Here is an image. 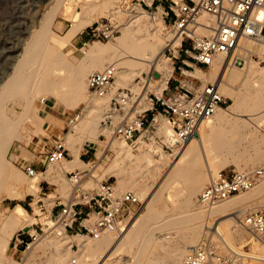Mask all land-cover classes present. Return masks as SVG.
Masks as SVG:
<instances>
[{
    "label": "rangeland",
    "instance_id": "1",
    "mask_svg": "<svg viewBox=\"0 0 264 264\" xmlns=\"http://www.w3.org/2000/svg\"><path fill=\"white\" fill-rule=\"evenodd\" d=\"M83 1V0H80ZM88 1L91 5H83L82 7L78 6L76 0H64V4L66 8L62 9L61 12L54 18L51 22L50 30L55 37H63L65 32L68 30L74 31L72 36L70 37V42L72 45V52L70 56H74L76 58H80L83 56L80 50L79 37L75 36L81 30L87 31V27L96 20L101 19H109L112 21L117 27V34L114 39L109 41L104 40H93V43H88L85 45L83 49H88L93 44L100 45L102 47L108 48L111 52L118 58L123 60H127L128 62L134 61V58L130 57V51L128 49V45L131 42V38L122 37L119 41H117V37L120 35L119 27L120 25H124L130 23V28H128V35L132 37L134 36L135 30L133 27H138L140 33L137 35H144L149 33L150 31H155L156 27V18H160V39L158 41V47L156 46L155 52L156 55L163 54L164 58H168L171 65H179L180 62L178 59L172 57L173 53L175 54L176 45H171L170 41L172 40V36L176 35L175 30L171 27L172 15L171 12L169 14L168 19L162 20V7L159 6V1L156 0H144L147 4H145L142 0H84ZM56 0H0V86L6 81V79L10 76L13 71V67L20 60V58L25 55L24 50L27 45V41L30 36L37 32L40 29V25L45 19L44 17L48 12L52 10V7L55 6ZM169 4V0H162L161 5L164 7V10L167 9ZM70 5V6H68ZM120 7H119V6ZM80 7V8H79ZM116 9V11H115ZM112 10V11H111ZM114 11V13H112ZM118 11V12H117ZM121 11V12H120ZM110 12V13H109ZM116 13V14H115ZM113 14V15H112ZM112 16V17H111ZM135 16H140V19H135ZM157 16V17H155ZM135 17V18H134ZM203 22H211L208 20L207 16H203L200 18ZM205 20V21H204ZM153 21V23H152ZM145 24V25H144ZM144 28H143V27ZM200 31V29H199ZM199 32H197L198 34ZM201 34V33H199ZM75 36V37H74ZM149 38V36H148ZM126 40V41H125ZM125 43V44H124ZM127 44V45H126ZM253 49L258 54L256 58L252 59L248 66H250L253 70V74L257 77L258 83L262 86L261 97L264 102V81L259 77H264V45L252 44ZM169 47V49H167ZM117 53V54H116ZM181 53V52H180ZM23 54V55H22ZM27 56V54L25 55ZM182 57L183 54H182ZM82 65L84 64L83 62ZM110 62H106L102 68ZM81 65V66H82ZM127 68H130V65H122ZM247 67V66H246ZM96 69V70H101ZM240 67H230L229 69H234ZM131 69V68H130ZM203 72H210V68L207 69L205 67L201 68ZM92 70V71H96ZM226 70V71H227ZM92 71H88L85 76V84L86 77ZM225 71V72H226ZM204 73L203 84L208 80L209 82H217V78H210L208 74ZM224 72V75H225ZM240 72H243L240 71ZM144 79L141 80L139 76L135 75V81L138 82L135 88L130 87V83L126 82L125 86L116 85L113 83L114 87H127L132 89L137 94L135 99V103H133L128 115L131 117L135 115L133 110L135 108H139L141 106L140 99L144 96V101L146 103L145 108L151 107V101L149 100L152 93L156 95H160L162 90L166 87L168 79L173 75L179 79H181L177 73V71L172 73L168 77V79L161 80V75L158 72L152 71L151 76H149L148 72H143ZM139 78H137V77ZM223 77V75H222ZM148 79L150 83V87H144V83L146 79ZM160 78V79H159ZM157 82H155L156 80ZM254 77L250 76L246 79L244 83L238 85V93L241 94L242 102L240 105L234 106V109H228V111L222 113L228 117V119H224L220 123L217 124L218 133L225 137V144H220L215 135L210 132L208 122H205L201 125L200 130L206 132L207 140L204 142V150L199 153V164L201 165L200 171L204 174V179L202 180V184L198 192L192 198V204L194 207L192 209H199L198 204L196 203V198L198 194L201 192L203 187L209 181V175L206 164L210 165V172L214 175L219 170L229 171L231 169H235L237 171L243 170H251L255 167L261 165L264 162V110L262 108L256 109L254 107L256 100V90L257 87L253 85ZM195 87L199 84V81L192 79ZM176 83L173 80V77L170 78L168 85H170V89L172 90V86ZM162 85V86H161ZM87 86V85H86ZM59 91L55 93V95L51 94H43L42 92L36 91L34 97L32 99V105L36 109L37 114V122L30 121H22L19 125V132L21 138L20 139H12L4 153L5 162L8 165V169L3 177L0 178V264H24L30 253L34 250V248L45 238L52 240L53 242H62V245H67L69 247L68 253V263L67 264H76L73 263L72 260H76L78 262V257L75 252L78 250V245L80 242L86 241L85 237H82L79 234H75L74 232H67L62 235H54L50 234L56 233V228L59 227L58 224L54 221V217L52 219V228L47 224L42 225L43 222H47L49 209L54 200L57 197V194L60 196L62 201H66L69 192L70 186L65 177V171H71L73 169H78L80 171L87 170L88 174L91 175L86 180L87 184H92L94 181H100L102 179L109 178L110 181H114L115 190L120 193L125 190H131L135 192L137 190L136 186L130 188H122L121 186L115 184L116 178L110 173L108 170V166L110 161L113 160L114 153L111 150H106L105 155L100 158V148L107 144L112 138H108L106 140H102L103 138H99L101 134L100 121L107 109L109 96L104 98L92 97L89 96L88 91L82 92L85 100L94 101L98 100V105L100 109L95 112L90 123L81 124L79 130L76 132L72 131V126L67 124L68 117L80 111L85 110L84 102H80L77 106L68 105L64 99L63 95L68 92L66 86L62 85L60 88H57ZM160 89V90H159ZM159 90V91H158ZM219 91L222 93L223 90L219 88ZM144 92V93H143ZM37 93V95H36ZM39 94V95H38ZM145 94V95H144ZM223 94V93H222ZM147 95V96H146ZM165 95V92L163 93ZM224 95V94H223ZM228 97L227 95H224ZM45 97V98H44ZM44 98V99H43ZM139 98V99H138ZM229 98V97H228ZM10 102V103H9ZM232 103L229 98L228 105L230 106ZM5 107L16 108L17 111L20 110V105H18L17 99H7L5 101ZM15 104V105H13ZM17 105V106H16ZM228 106V107H229ZM18 107V108H17ZM142 107V106H141ZM143 107V109H145ZM159 108H157L158 110ZM230 111L233 114H230ZM153 113L156 114V126L157 122H161L162 126H167V120L161 114H157V111L153 110ZM151 112L146 113V118L150 121ZM245 117L250 118L251 121V129L253 131L254 136L256 137L257 143H255V147L248 148L245 151H238L239 149V139L234 134L233 124L242 122ZM213 116L210 118L212 119ZM214 120V118H213ZM164 121V122H163ZM208 123V124H206ZM255 124V125H254ZM162 129L159 130L161 133ZM159 133V134H160ZM30 134V135H29ZM77 136L79 141L74 143L68 142V137ZM161 135V134H160ZM28 136V139L26 138ZM197 137V135H195ZM162 137V136H161ZM37 138H41L43 141H49V143L57 140L64 139L69 155H71L72 150H76L78 152V156L80 151L82 150L84 142L92 146L90 149L92 152H95V158L92 159L89 163L83 165H71L66 163L71 159L70 156H66V160L61 161L60 163L52 164L47 166V171L42 174H38L37 177V190L33 192L29 188L30 182L33 178L27 177L9 158V150L13 147L16 142L22 143L21 156L29 157L31 155L30 146L26 147V145L32 140L35 141ZM114 140V139H113ZM67 141V142H66ZM117 141V140H116ZM90 142V143H88ZM227 142V145H226ZM31 145V143H30ZM124 145L129 146L130 148L138 149L135 151V154H138V159L134 161H129V159H125L123 161H119L117 165L118 168H124L125 173L123 174L126 179H140L144 182V191L148 194L157 191V189L162 188L161 194V203L163 205V210L165 212L169 211V213L165 216L167 217L170 214H180L182 215V210L180 209V202L183 199V196L187 189V184L184 180V176H173L168 178L167 176L173 170V168L181 166V164H177V160L179 158V154L173 153V151H167L163 149L159 142H153L151 144L144 141H135V142H124ZM138 145V147H136ZM229 145V147H228ZM175 146V145H173ZM238 146V147H237ZM87 147V146H85ZM252 149V150H251ZM173 150V149H172ZM160 152H164V156H167L164 159H161V163L159 160ZM240 152V156L239 155ZM244 153V154H243ZM250 153V154H249ZM203 154L206 155V159L203 158ZM255 155V156H254ZM258 157L256 161H245V158L249 157ZM237 159H236V158ZM134 158V157H133ZM142 158V159H141ZM188 157H185L183 161L186 162ZM180 159V160H182ZM244 160V161H243ZM95 161L92 165V162ZM244 163V164H243ZM68 165V166H67ZM184 165V163H183ZM69 168V169H68ZM43 170V168L38 167V171ZM12 175V176H11ZM14 175V176H13ZM7 177V178H6ZM47 181V182H45ZM262 184L261 189L258 188L256 190V185ZM2 186V187H1ZM156 188V189H155ZM30 189V190H29ZM260 189V190H259ZM47 193V196H44L43 193ZM36 194V195H35ZM250 197V200L242 205H239L234 210H229L222 214L217 212H207L204 207L201 212L200 218L196 221V225L198 227V235L194 242L189 243L185 246L184 253L182 258L186 254L188 248L192 245L197 244L202 238L207 236L208 234L215 231V228L218 229V232L223 234L228 243L237 247L238 249L243 250L247 253V262L249 264H264L263 261L256 260L251 258L250 255H254L252 252V243L250 240L246 239L248 235L238 236L236 234H232V228L234 226L238 227V230L248 232L254 238L253 233L248 231V229L240 223V219L244 212L248 210H252L259 207H264V178L260 179L249 191H245L243 193H237L235 195L230 196L229 198H236L238 196H247ZM41 199L38 203L37 200ZM140 199V198H139ZM43 202L46 211L40 210L39 205ZM18 206L21 208L23 212L27 215L28 218L35 219V223L30 224L28 227H32L34 231L30 229H26L24 237H27V232L34 233L35 229L39 233V237L35 240L34 243H31V248L26 250L25 252H17L16 254H12L11 246H4L6 241L11 240L13 235L21 228H19V220L16 219V223L13 222L12 226L10 225L6 231L2 228L4 221L8 216H10L12 210ZM147 208V209H146ZM208 208V207H205ZM149 208L146 207L142 200H140V204H138L131 218L127 222V228H123L121 232L122 235L126 233V231L130 228L131 224L139 217L146 216L148 214ZM50 211V210H49ZM48 218L47 220H43V218ZM164 217H160L157 221L161 222ZM170 218L167 219V221ZM18 221V222H17ZM43 221V222H42ZM34 224H37L36 226ZM42 225V230L39 229L40 225ZM187 224V223H186ZM166 224L162 225L156 235L152 236V239L146 244L145 253L149 256L154 253L156 248L155 244L159 243L163 246H169L170 241L176 240L179 238L180 234L184 232H190V229L187 228H167L165 229ZM27 227V228H28ZM164 227V229H162ZM24 231V230H23ZM229 235V238H227ZM159 236V237H158ZM122 237V236H121ZM88 238V237H87ZM256 238V237H255ZM257 239V238H256ZM258 242L264 246V243L258 240ZM80 245V257H83L90 253L89 250L84 249L82 251ZM4 249V250H3ZM86 250V251H85ZM135 246L126 247L122 246L120 249V254L117 258L113 259L110 257L104 264H113L116 261H119L121 264H130L132 252H134ZM129 251V252H128ZM157 252L159 250H156ZM65 253V250L62 251ZM41 255V257L36 258V261L40 264H47L49 253L46 255H42L39 251L37 255ZM48 256V257H47ZM148 257V256H147ZM180 259V261L182 260ZM105 260V259H104ZM102 260V261H104ZM18 261L20 263H18ZM95 263V261L91 262L93 264H102L103 262ZM83 264H90V262H83ZM113 262V263H112ZM125 262V263H124ZM139 264H156V259L148 257L142 258ZM180 264V262L178 263Z\"/></svg>",
    "mask_w": 264,
    "mask_h": 264
},
{
    "label": "built area",
    "instance_id": "2",
    "mask_svg": "<svg viewBox=\"0 0 264 264\" xmlns=\"http://www.w3.org/2000/svg\"><path fill=\"white\" fill-rule=\"evenodd\" d=\"M161 2L159 0L158 5L162 7L163 19H168L171 12V27L179 31L181 36L177 47L179 54L172 55L180 62L177 66L173 64V74L177 71L179 77L186 79V82L183 83L172 75L176 81L171 87L172 90L168 85L170 77L159 96L155 93L150 96L152 106L131 117L128 112L135 103L137 94L127 87H114L113 82L118 71L116 63H108L101 70L89 73L86 77L89 96H109L107 109L100 121L102 132L99 138L102 137V140L112 138L132 143L141 138L149 144L159 142L163 149L172 151L162 141L153 110L163 115L171 127L172 145L183 144L198 135L201 125L218 109L227 107L229 102V98L219 91L216 82L200 85V79L188 71L194 66L209 69L217 55L224 57V70L230 67L243 68L258 55L245 42L264 45V0H169L166 10ZM203 16H207L212 22L210 33L197 35L195 31L198 27L208 26L200 19ZM117 32L116 25L107 18L92 22L87 27L89 40L80 43L81 52L89 41H109L114 39ZM192 79L199 81L196 87ZM147 112H151L150 121L146 118ZM79 114L80 111L68 117L67 124L72 126L78 120ZM32 140L26 145L30 146L29 157L21 156L22 143L16 142L9 150L10 160L27 177H34L38 172L46 171L48 165L66 159L68 150L64 139L51 143L41 138ZM85 146L92 148L84 142L83 147ZM94 158L97 160L96 156ZM38 167L43 170L38 171ZM65 177L70 186L69 196L66 201H62L57 194L50 208V216L54 217V221L61 225L65 233L74 232L94 240L109 233H120L134 213L135 207L140 204L135 192L125 190L118 193L114 181L109 178L87 184L86 180L91 177L87 170L73 169L65 172ZM263 178L264 162L251 170L221 169L210 177L198 194L196 203L211 207L236 193L250 190ZM43 195L46 196L44 193ZM39 209L46 211L42 201ZM240 223L264 243V207L244 212ZM39 225L42 230V225ZM24 234L25 231L18 230L11 238L9 246L12 254L25 252L39 237L36 229L34 233L27 232V237ZM244 253L243 250L230 246L215 228L214 232L189 247L180 264H249L248 256ZM72 262L75 263L74 259Z\"/></svg>",
    "mask_w": 264,
    "mask_h": 264
},
{
    "label": "bare ground",
    "instance_id": "3",
    "mask_svg": "<svg viewBox=\"0 0 264 264\" xmlns=\"http://www.w3.org/2000/svg\"><path fill=\"white\" fill-rule=\"evenodd\" d=\"M76 3L80 7H82L83 5H87V6L90 5L88 1H84V0L83 1L76 0ZM64 8H66V5L64 4V0H56L55 6L52 7V10L48 12V14H46V16L44 17L45 19L41 23L40 29L37 32L33 33L30 36L29 40L27 41V45L24 50V54L25 55L27 54V56L24 55L23 58L21 57L20 60H18V62L13 67V71L10 74V76L0 86V178L2 177L1 179H3L5 173H7L6 171L9 170L8 165L5 162L4 153L12 139L14 138L20 139L22 136L20 135L19 132L20 123H22V121H30L33 123L37 122L36 109L32 105V99L36 91L42 92L45 95L51 94L54 96L55 93L59 91L57 88H60L62 85H64L67 87L68 92L63 95V99L68 105L77 106L80 102H84L85 110L79 114L78 120L72 126V131L76 132L77 135V131L79 130L80 125L81 124L83 125L84 123L85 124L90 123L93 116L95 115V112L100 109V106L98 105V100L100 99H95L94 101L91 102L85 100L84 96L82 95V92L84 93L88 91L86 86L87 84H85V76L88 71L100 69L106 62L116 63L118 67V71L116 73L113 83L116 85L125 86L126 82H129L131 84L130 87L132 88H135L137 85H139L138 82L135 81L134 78L135 75L139 76L140 79L143 80L144 79L143 72L145 73L148 72L149 76H151L152 71L158 72V74L161 75V80L168 79V77L173 73V65L170 64L168 58H164L163 54L156 55L155 52V48L158 45L159 39L161 38L159 34L161 29L160 27H162L160 26L161 23L160 18H156L157 22L156 24H154V26L156 27L155 31L153 32L150 31L149 33H146L144 35H140V34L137 35L138 32L140 33V30L138 27H133L134 28L133 30H135L133 32L135 34L134 36L132 35V37H130L128 35L129 33L128 28H130V23L124 24L122 26L120 25L119 27L120 35L117 37V41H119L122 37L131 38V42L128 45V49L130 51L129 56L134 58V61H130V62H128L127 60L121 61V59L116 57L111 52V50H109L108 48L106 49L105 47H102L97 44H93L88 49H83L82 52L83 56L80 58H76L74 56H70V53L73 50L70 42V37L72 36V33H74V31L68 30L65 32L64 36L60 38V37H55L50 30L51 22ZM112 13H114V11ZM135 17L134 18L137 20L140 19V16H135ZM204 23L208 26L198 27L195 31V34H197V32L201 33V34L198 33L197 35H204L210 33L209 27L211 26L212 22L205 21ZM175 33L176 35L172 36V40L170 41V44L171 45L177 44L175 47H178L181 40V36L179 35V31H175ZM88 43H93V41H89ZM88 43H86V46ZM248 43L251 42L246 41L245 45L253 48V45ZM223 59L224 57L222 55L215 56L213 64L210 66V72H209L210 74H208L209 77L212 79L217 78V82L216 81L215 82L218 84V88H221V90H223L222 93L224 95H227L232 101L231 105L230 106L228 105L229 107L227 106L225 108L218 109L212 115L214 120L213 118L209 119L210 132L213 135L216 134L215 137L220 144H225V137L223 135L221 136L218 133L217 124L223 121L224 119H228V117H226V115H224L222 111L226 112L228 111V109L233 110L234 106L241 104L242 96L240 93H238V85L244 83L246 79L250 76L254 77L253 85L257 87L256 97L258 99L256 100L254 107L256 109L262 108V111L264 110V102L261 97L262 86L258 83V80L256 79L257 77L253 74L254 72L252 68L247 64L243 68H236V70L234 69L227 70L228 69L227 68L226 71L222 66ZM80 62H83L84 64L82 65V63ZM128 64L130 65L131 69L122 66V65L127 66ZM242 70L243 72H240ZM189 72L197 75L202 80L205 75L204 72L199 68H196L194 72L192 71ZM259 78L264 81V77L261 76ZM148 79L149 78H147L144 83V87L146 88L150 87V83ZM155 82H157V80ZM7 99H17L18 105H20V110L17 111L16 108L12 106L11 108L5 107L4 103ZM140 103L142 107L139 106V108H135L133 110V113H137L143 110V107L144 108L146 107L144 96L140 99ZM230 114H233V112L230 111ZM161 122L160 123L159 121L157 122L158 125L157 127L158 130L162 129L160 133L162 136L161 137L162 141L173 149L172 151L174 154L175 153L179 154L177 164L182 163L181 166L173 168V170H171V172L167 177L170 178L175 175L184 176V180L187 184L186 192L183 196L182 201L180 202V209L183 211L182 215H180L181 213L180 214L177 213V214H170L167 217H165L169 213V211L165 212L163 210V205L161 203L162 188L161 190L157 189V191L148 194L143 189L144 182L142 180L136 178L126 179L124 177L123 174L125 173V170L124 168H118L119 166L117 165V163L125 159H129V161H134L135 159H138L140 155L135 154V151L138 149L130 148L129 146L124 145V142L111 139L107 144L103 145L100 148V153H101L100 158H102V156L105 155L107 149L111 150L114 153L113 160L110 161L108 170H110V173L116 178L115 184L121 186L122 188L126 187L127 189L136 186L137 190L135 191V194H137L140 200L143 201L144 205L149 208L148 214L146 216H139L131 224L130 228L126 231L124 235H122L123 232L117 234L109 233L103 235L101 238L97 240L91 239L89 237L88 238L85 237L86 241L84 240L83 242H80V244L78 245V250L75 252V254H77L78 257V262L74 260L76 264H83L80 262L82 260L83 262L89 261L90 264H93L91 262L95 261V263H99L100 261L105 259L104 261H102L103 262L102 264H104L107 260L110 259V257H112L113 259L117 258L118 255L121 253L120 249L122 248V246H126L129 248L132 247L133 245L135 246V250L134 252H132L131 257H133V260L131 259L130 264H139L142 258H148V257L156 259V264H178L184 253L185 246L196 240L198 235V227L195 223L200 218L204 206L198 205L199 209L198 208L197 210L192 209V207H194L192 204V198L194 197L196 192H198V189H200L202 180L204 179V174L202 173V171H200L201 165L199 164V153L201 151L203 153L204 142L207 140L206 132L200 130L199 128L197 137L193 136L183 144L173 146L172 129L169 125L168 127L162 126ZM251 123L254 122L251 121L250 118L245 117V119L242 122L240 123L235 122L232 126L234 127V134L239 139V144H238L239 147L237 146L239 148L237 149L238 151L242 152L247 150L248 148H253L255 147V143H257L258 141L251 129ZM100 131L102 132V129H100ZM76 135L73 137L67 136L68 142L71 144L76 141L80 142V140H78ZM26 138L28 139V136ZM135 141H143V140L141 138H138ZM136 147H138V145ZM71 153L73 155V159L68 160L66 162L70 164V166L73 164L74 165L86 164L79 158L78 152L76 150H72ZM166 156H164V152H160L159 154L160 163H161V159H164ZM238 156H240V152ZM185 157H188L186 162L185 161L181 162L183 161V159H185ZM203 158L206 159L205 154H203ZM257 159H258L257 156L256 157L252 156L251 158L249 157L245 158V161L247 162L249 161L250 163V161H256ZM206 166L210 178L212 176L210 172V165L207 163ZM70 168H72V166ZM39 173L42 174L44 173V171L38 172L34 177H32L33 180L29 184V188L33 190V192L38 191L36 176ZM255 187L256 190L258 188L261 189L262 184H257ZM239 193H243V192H239ZM249 200L250 197H248V195L238 196L236 198L228 197L211 207L208 208L204 207V209L210 213L217 212L219 214H222L229 210L236 209V207L247 203ZM50 208L47 209V212H49L48 217L50 219H48L47 217L43 218V220L48 219V221L47 222L42 221L43 222L42 225L47 224V226L48 225L51 226L52 224L51 223L52 219L49 211ZM160 217H164V219L161 222H158L157 220ZM168 218H170V220L167 221ZM16 219L19 220V228H21L20 230L23 229L25 231L26 229H30L34 231L31 226L30 227L28 226L30 224L32 225L33 223H35V219L32 220V218H28L27 215L23 212V210L21 208H18V206H15L10 216H8L4 221L2 226V228H4V231H6L10 225L12 226L13 222L16 223ZM163 224L164 225L166 224V226L169 225L168 228H182V229L187 228L190 229V232L187 233L184 232L183 234H180L178 239L170 241L169 246H163L159 243L158 244L156 243L154 247L156 248V250L159 251L157 252L156 250H154V253H152V255L149 256L145 253L146 244L152 239L153 235L157 234L158 229ZM58 226L59 227L56 228L57 229L56 233L51 232L50 234H54V235L65 234V232H63L62 230L61 225ZM166 226L165 229L167 228ZM234 227L235 228H232V232H231L232 234H230V236H232L233 234H236L238 236L248 235L246 239L250 240V242L252 243L251 249L252 252H254V255H250V257L259 261H263L264 263V246H262L258 242V239H256L255 237L253 238L251 234H248V232L238 230L237 226ZM125 228H127V226ZM162 229H164V227ZM227 238H229V235ZM2 239L3 238H1L0 240ZM57 241L58 242H53L52 240L45 237L30 253L27 261L24 264H40L36 261V258L41 257V255L39 254L37 255L38 251L42 255H46V253H49L47 264H67L69 247H67V245L65 246L62 245V242H59V240ZM9 243H10L9 241H6L4 243L5 244L4 246L8 247ZM80 245L82 247L81 248L82 251L86 249L89 250L90 253L83 257H80ZM31 247L32 246L30 244L29 249ZM63 250H65V253L62 252ZM244 255L247 256V253H244ZM113 264H121V263L119 261H116Z\"/></svg>",
    "mask_w": 264,
    "mask_h": 264
},
{
    "label": "crops",
    "instance_id": "4",
    "mask_svg": "<svg viewBox=\"0 0 264 264\" xmlns=\"http://www.w3.org/2000/svg\"><path fill=\"white\" fill-rule=\"evenodd\" d=\"M156 1H159V0H156ZM75 36H77V37H79V44L80 43H82L83 41H87V40H89V38H88V35H87V31H84V30H81L80 32H78ZM74 36V37H75ZM174 54V53H173ZM178 54H179V51H178V48L176 47V49H175V56H178ZM203 67V66H202ZM202 67H198V66H194V68L193 69H191V70H189V71H192V72H194L195 70H196V68H199V69H201ZM202 70V69H201ZM188 71V72H189ZM203 71V70H202ZM209 71H207V72H205L204 71V73H208ZM190 73V72H189ZM190 74H192V73H190ZM192 75H194L195 77H197L198 79H200L197 75H195V74H192ZM182 80V82L183 83H185L186 82V79H181ZM200 85H202L203 84V80L202 79H200ZM206 82H209L208 80L206 81ZM175 85V84H174ZM199 85V86H200ZM192 87H194L193 86V84H192ZM195 88V87H194ZM67 155L68 156H70L71 157V159L70 160H72L73 159V155L71 154V155H69V153H67ZM94 154H93V152L90 150V148H87V147H82V150L80 151V154H79V158L84 162V163H87L88 161H92V159L94 158ZM47 171V170H46ZM46 171H44V173L46 172ZM44 194L47 196L48 194L47 193H45L44 192Z\"/></svg>",
    "mask_w": 264,
    "mask_h": 264
}]
</instances>
